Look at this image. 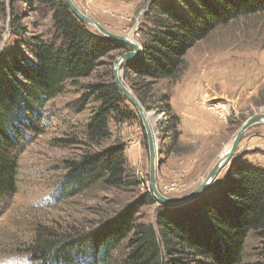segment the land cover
Here are the masks:
<instances>
[{
	"label": "trees",
	"instance_id": "16d2710c",
	"mask_svg": "<svg viewBox=\"0 0 264 264\" xmlns=\"http://www.w3.org/2000/svg\"><path fill=\"white\" fill-rule=\"evenodd\" d=\"M21 1L29 5L37 1L44 7L53 34L49 39L33 36L22 50L0 53V199L16 192L17 143L23 141L25 124L39 117L66 82L77 83L103 67L107 71L100 78L83 86L82 104L77 107L83 110L91 98L98 102L85 126L87 141L96 149L65 161L59 195L138 185L128 170L124 145L116 141L102 147L111 137V121L122 124L138 119L136 108L112 76L114 58L129 46L92 31L64 0ZM262 11L264 0H152L149 4L142 52L124 65L122 77L146 110L167 112L175 141L179 118L170 112L168 95L151 94L157 81L177 80L186 52L215 27ZM12 17L16 24L17 14ZM155 202L151 192H143L113 216L76 235L59 236L42 228L31 247V261L109 264L112 252L124 243L121 264H240L246 237L253 232L263 245V261L256 264H264V167L243 155L230 161L213 190L183 206H159L154 224L137 220L140 209Z\"/></svg>",
	"mask_w": 264,
	"mask_h": 264
},
{
	"label": "rangeland",
	"instance_id": "374dc122",
	"mask_svg": "<svg viewBox=\"0 0 264 264\" xmlns=\"http://www.w3.org/2000/svg\"><path fill=\"white\" fill-rule=\"evenodd\" d=\"M72 1L110 32L129 35L130 40L141 45L149 28L144 14L152 0ZM16 14L15 24L12 16ZM52 34L50 15L37 1L29 5L21 0L12 4L11 0H0V53L11 48L22 50L33 36L49 39ZM183 60L178 79H161L151 92L168 95L170 112L179 118L177 140L169 129L167 112L144 108L152 112L148 122L158 152L156 186L168 197L195 189L243 122L264 113V11L218 25L190 48ZM113 65L114 62L112 70ZM123 67L124 64L119 69L120 76ZM106 71L103 67L77 83L66 82L63 92L45 103L39 117L25 124L23 141L17 143L16 192L0 199V264H35L31 261V247L38 230L46 228L59 236L86 232L143 192H151L148 140L137 112L136 120L122 124L111 121V137L102 147L116 141L124 145L128 170L138 185L126 190L96 187L70 197L59 195V184L66 174L65 161L96 149L87 141L85 126L98 102L91 98L83 110L77 111V107L82 104L83 86L95 82ZM61 139L66 143L60 142ZM133 147L141 156L140 162L134 164L129 155ZM239 155L264 167V123H256L243 133L232 159ZM228 165L204 193L220 183ZM172 184L174 189L167 190ZM186 203L160 204L156 200L143 206L136 218L154 224L159 206ZM262 249L256 233L250 232L240 264L263 261ZM125 252V244L120 243L109 264H121Z\"/></svg>",
	"mask_w": 264,
	"mask_h": 264
},
{
	"label": "water",
	"instance_id": "95a60500",
	"mask_svg": "<svg viewBox=\"0 0 264 264\" xmlns=\"http://www.w3.org/2000/svg\"><path fill=\"white\" fill-rule=\"evenodd\" d=\"M64 2L67 4L69 9L72 11V13L82 22L93 26L103 36H106L112 40L122 41L130 47V50L123 52L120 56L114 59L112 76L114 83L116 84L122 95L136 108L139 117L142 121L143 127L145 129L146 137L148 140V150H149V188L154 198L160 204L174 205V204H182L189 202L192 199L199 196L200 194L204 193L211 185V183L214 181V179L217 177V175L220 173V171L230 163L232 157L235 155V152L239 146L243 133L250 126L256 123H261V122L264 123V113L249 117L247 120L243 122V124L240 126V128L233 136L225 154L218 159V161L209 170L208 174L205 176L203 181L195 189L181 196H175V197L164 196L159 192L156 186V178H155L156 167H157L156 154L158 152L156 149L153 132L148 122L149 119H147L148 116L150 117L152 112H147L144 109V107L142 106L138 98L134 95V93L124 84L122 76H120L119 73V69L123 64L125 65L126 63L130 62L131 60H133L134 58L138 57L141 54L142 46L130 40L129 35L124 36L110 32L100 23H98L96 20L83 13L72 0H64Z\"/></svg>",
	"mask_w": 264,
	"mask_h": 264
},
{
	"label": "crops",
	"instance_id": "0c3cea01",
	"mask_svg": "<svg viewBox=\"0 0 264 264\" xmlns=\"http://www.w3.org/2000/svg\"><path fill=\"white\" fill-rule=\"evenodd\" d=\"M130 157H131V160H132V163H137V162H140V151L138 149H136V147H133L131 150H130V153H129Z\"/></svg>",
	"mask_w": 264,
	"mask_h": 264
},
{
	"label": "built area",
	"instance_id": "2783aa9c",
	"mask_svg": "<svg viewBox=\"0 0 264 264\" xmlns=\"http://www.w3.org/2000/svg\"><path fill=\"white\" fill-rule=\"evenodd\" d=\"M167 190H172L174 189V184L170 185L169 187H166Z\"/></svg>",
	"mask_w": 264,
	"mask_h": 264
},
{
	"label": "bare ground",
	"instance_id": "6f19581e",
	"mask_svg": "<svg viewBox=\"0 0 264 264\" xmlns=\"http://www.w3.org/2000/svg\"><path fill=\"white\" fill-rule=\"evenodd\" d=\"M149 118V116L147 117V119ZM227 149H228V147L226 148V150L224 151V153L222 154V155H220V157L221 156H223L224 154H225V152L227 151Z\"/></svg>",
	"mask_w": 264,
	"mask_h": 264
}]
</instances>
